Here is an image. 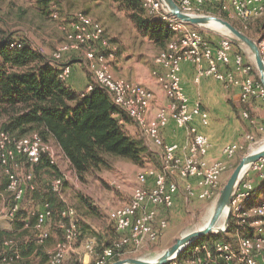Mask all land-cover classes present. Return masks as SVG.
Listing matches in <instances>:
<instances>
[{"label": "built area", "instance_id": "2783aa9c", "mask_svg": "<svg viewBox=\"0 0 264 264\" xmlns=\"http://www.w3.org/2000/svg\"><path fill=\"white\" fill-rule=\"evenodd\" d=\"M176 1L188 13L211 15L212 11L205 9L212 7L218 12L237 17L243 23L264 16V0ZM142 2L151 16L162 19L173 32L167 47L154 59L152 74L164 89L168 102L159 107L153 118L149 117V110L154 93L138 82L113 74L111 66L118 56L117 48L106 35L104 25L90 14L83 11L69 14L67 23L62 26L66 31V42L50 58L60 65L59 76L68 81L73 68L64 61L65 56L72 51L83 50L95 83L110 94L114 103L135 121L161 158L159 169L149 167L137 173L130 202L111 211L110 219L120 237L97 253L95 264H109L115 257L125 256L155 243L168 226L167 219L158 218V209L172 208L181 188L188 200H216L223 187L222 175L232 169L239 153L254 151L257 143L251 134H247V143L233 142L223 147L222 153L226 160H208L212 142L208 135L199 131L196 120L208 125L210 114L203 109L200 101L192 103L187 95L181 77L182 64L190 62L196 66V82L206 76L213 77L228 87L239 89L240 97L245 102L264 100V84L254 77L253 64L242 51L236 49L237 45L229 37L221 35L212 40L201 28L167 13L161 0ZM52 15L57 19L59 12L54 11ZM17 45L18 41L11 43L13 47ZM258 46L264 60V39L258 41ZM93 85L89 83L83 92L91 91ZM242 117L249 119L264 134V122L257 124L247 111L243 112ZM170 121L186 129L189 135L186 145L165 139L164 129ZM43 153L48 155L51 163L57 164L56 152L38 133L13 138L0 128V162L9 176L8 190L13 194V204L6 215L17 221H24L21 216L18 217L21 203L27 190L35 191L36 186L32 182L31 172L21 176L13 169L19 167L23 157L30 164L39 163ZM250 170L259 173L262 181L259 186L247 178ZM64 180V176L55 177L51 182L52 189L59 193ZM257 195L260 196V203L252 205ZM34 214L35 227L39 232L38 242L44 243L50 237L48 225L53 211L50 204L45 202ZM76 214L75 208L71 206H65L62 210L64 218L58 224L62 237L48 252L47 264H61L73 251L80 235ZM231 214L236 216L239 224H249L254 229L251 235H240L238 250L226 241H217L213 246L198 243L192 245L181 259L177 257L168 264H216L219 257L227 264H234L236 260L240 264H264V157L251 164L239 180L231 203ZM2 217L3 210L0 208V219ZM14 243L13 239L4 240L6 247H12ZM85 247L87 252L95 254V239H89ZM14 253L18 258L19 252L15 250Z\"/></svg>", "mask_w": 264, "mask_h": 264}, {"label": "rangeland", "instance_id": "374dc122", "mask_svg": "<svg viewBox=\"0 0 264 264\" xmlns=\"http://www.w3.org/2000/svg\"><path fill=\"white\" fill-rule=\"evenodd\" d=\"M53 9H58L55 10L59 12L57 19L52 16ZM75 11L88 13L104 25L106 35L111 40L112 45L117 48V55H120L127 61L125 64L126 70L130 73H135L141 69L144 73L153 75L152 70L155 56L162 49L151 42L147 37L140 34L126 14L114 8L109 0H52L49 5L48 13H45L43 7L39 5V0H0V29L6 34H15L16 36L23 35L36 48L42 50L44 53L52 55L61 44L66 42V31L62 26L64 23H67L66 20L69 14ZM211 15H217L233 24H238V28L242 32L257 42L264 39V29L259 30L257 24V19L259 17L251 19L252 24L247 25L233 15L222 16V13L218 11L216 13H211ZM235 26L237 27V25ZM201 30L205 35L213 39L220 37L222 32L225 31V28L216 29L211 27V29L202 28ZM236 49L245 54L247 60L253 64L254 77L261 80L260 72L251 50L247 46L241 47L238 45ZM81 51L83 53L82 55L76 53L66 55L64 61L67 63L71 59H74V62H80L82 66H84L80 58L84 59L85 55L84 51ZM93 79L95 80L94 76ZM158 84L164 91L161 84L159 82ZM167 102L168 100L165 101L164 104ZM132 122L135 123L133 120ZM251 126L255 127L254 124H251ZM136 130L140 131L138 126ZM255 139L257 140V143H254L256 150L264 143V134L256 136ZM48 143L56 152V144L52 140ZM150 147L157 152L156 148ZM246 154L247 152L237 158L232 169L222 175L223 185L228 180L231 172L240 159ZM156 162L149 163L143 167L123 158H113L111 159L110 167L97 170L82 179L77 175L70 162H67L64 158H58L57 167L62 172V176L65 177V180L61 191L56 193V203H59L61 207L71 206L75 208L77 212L75 219L81 225V237L76 241L77 246L75 248L77 249L75 250L74 248L61 264H81V260L87 252L85 246L89 239H95L96 246L101 252L107 247V244H105L107 241H111L112 243L120 237V233L117 231L114 222L110 219V213L114 208L130 202L132 191L136 183V175L140 170L149 167L155 169L160 168V154ZM13 170L21 176L28 172L34 174V165L25 162ZM35 177L38 189H46L44 191L48 192L50 189V181L54 175L48 171H41L39 174L35 173ZM8 184L9 181L6 171L0 162V208L3 210V217L0 219V240L10 238L22 240L24 236L30 237L36 242V247L42 249L43 253L46 254L52 249L51 237L44 242L45 244H39L37 242L39 232L36 231L34 226L29 228L19 227L17 220L6 215V212L13 204V194L8 190ZM56 194L54 196H56ZM217 199L212 201L188 200L184 190L181 188V193L176 198L172 208L163 209L160 207L158 209V218H165L168 221V226L161 233L159 239L155 243L122 256L119 259L128 257H141L146 259L156 258L165 249L175 243L177 238L202 228V225L207 220H210ZM45 202L50 203L53 210L54 206L56 207V203H54L53 206L52 202L46 197L41 198L38 197L35 192L32 193L31 191H27L26 197L21 203V212L18 217L21 216L29 222L34 220V218L36 220L34 212L37 210V207L41 208ZM56 220L57 219L53 218L50 222L55 232L58 233V230H56L57 225H54ZM222 221L223 220H220L219 223L221 226L224 222ZM228 227L229 224L227 225V229ZM227 229L225 231H220L218 234L208 235V239L204 241V243L214 244L217 241L226 240L225 238L222 239L217 236L226 232ZM25 240L27 241V238ZM191 246L192 245H190V247ZM188 251L186 253H188ZM2 264L6 263L2 262ZM36 264H47V258L45 263L42 262V260H37ZM234 264L239 263L235 261Z\"/></svg>", "mask_w": 264, "mask_h": 264}, {"label": "trees", "instance_id": "16d2710c", "mask_svg": "<svg viewBox=\"0 0 264 264\" xmlns=\"http://www.w3.org/2000/svg\"><path fill=\"white\" fill-rule=\"evenodd\" d=\"M109 1L114 8L126 14L140 34L162 50L167 47L173 36L172 30L162 19L151 16L143 6L142 0ZM51 2L52 0H39V5L43 7L45 13H48ZM55 10L58 9H53L52 12ZM205 10L217 12L212 7ZM226 15L222 13V16ZM257 20L259 30L264 29V16ZM251 22L252 20L246 24L251 25ZM234 24L239 27L238 24ZM13 41H18L19 45L11 46ZM50 58L51 55L36 48L23 35L6 34L0 29V128L3 131L13 138L38 133L46 143L55 141L82 179L97 170L110 167L113 158H123L143 167L157 161L159 152L151 149L141 131L132 133L126 128L125 123L131 119L114 103L110 94L93 79L90 82L94 84L91 91L84 93L74 90L59 76L60 65ZM25 162L30 164L23 157L21 164ZM30 165H34L32 182L36 186V190L31 192H35L38 197H46L54 206L58 192L52 189L51 182L55 177L62 176V172L57 164L50 162L46 153L42 154L39 163ZM41 171H48L54 175L48 192L44 191L46 189H38L35 182V173L39 174ZM7 177L9 181V176ZM259 203L255 202L252 205ZM50 207L53 211L51 220L57 219L54 225H57V230H60L58 224L64 218L62 210L65 206L61 207L59 203H56L54 210L51 204ZM26 223L25 219L18 221L19 227L34 226L36 229L35 218L28 221V225ZM77 225L80 238L81 225L78 221ZM36 231L38 232L37 229ZM253 231V227L249 224H239L236 216L231 214L227 231L217 237L225 238L224 241L238 250L240 235L248 236ZM60 232L62 233L61 230ZM10 239L15 240L12 247H6L4 240H0L1 263L32 264L33 259L29 257L33 252H36V257L47 255L42 249L36 247V242L30 237L24 236L22 240ZM207 239L208 235L190 245L201 241L204 243ZM110 243L111 241H107L105 244L108 246ZM190 245L179 254V259L191 248ZM15 250L19 252L18 258L14 253ZM97 253L100 251L96 246L95 258L90 264H95ZM119 258L115 257L109 264H113ZM216 264L227 263L219 257Z\"/></svg>", "mask_w": 264, "mask_h": 264}, {"label": "crops", "instance_id": "0c3cea01", "mask_svg": "<svg viewBox=\"0 0 264 264\" xmlns=\"http://www.w3.org/2000/svg\"><path fill=\"white\" fill-rule=\"evenodd\" d=\"M216 39L217 38H213L212 40ZM72 52L79 55L83 54L80 50H75ZM80 59L83 61L84 66H82L80 62H74V59H71L69 62H67L70 63L73 68L72 74L67 83L71 85L74 90L83 92L87 85L91 82V79H93V74L89 68L87 59H85V57L84 59ZM126 62L127 61L124 60L123 57L118 55L117 58L112 62V72L116 77H122L138 82L149 88L154 93V99L149 110V117L153 118L159 107L163 105L168 99L153 75L144 73L141 69L135 73H130L125 69ZM195 74L196 66L194 64L190 62H184L182 64L181 77L187 95L190 97L192 103L197 100L200 101L203 109L207 110L210 114V122L208 125H203L199 119L196 120V125L199 131L208 135L212 142V147L207 158L211 162L216 160H226V157L222 153V149L226 144L233 142L247 143V134H251L254 138L262 134L257 126H251L250 120L244 119L242 114L244 111H247L250 113L251 117L256 120L257 124L263 123L264 100L254 99L246 102L242 101L239 94V89L228 87L221 81L208 76L203 77L200 82H196L194 79ZM125 125L130 132L135 133L137 131V124L133 123L132 120L126 122ZM164 137L167 141H176L182 145H186L189 142V135L186 129L179 127L174 121H170L169 125L164 129ZM53 142L57 146V162L58 158H64L67 160V162H70L65 156L60 145L55 141ZM243 153H245V151L239 153L237 158H239ZM246 176L257 186H259L262 182L259 173L253 170H250ZM194 182H196V180H194ZM27 191L30 190L28 189ZM255 202H260L259 195L253 199L252 204ZM37 209H40V207H37ZM25 220L26 222L28 221L27 219ZM48 227L51 237L49 238L52 241L51 248H53L55 242L62 237V233L60 230H58V233L55 232L51 222H49ZM76 246L77 243H75V247ZM76 249L77 248H75V250ZM46 258L47 255L44 257H36V252H33L29 257V259H33L32 264H36L37 260H42V262L45 263ZM94 258V254L86 252L83 256V259L81 260V264H90ZM236 262L240 264L239 260H236Z\"/></svg>", "mask_w": 264, "mask_h": 264}, {"label": "water", "instance_id": "95a60500", "mask_svg": "<svg viewBox=\"0 0 264 264\" xmlns=\"http://www.w3.org/2000/svg\"><path fill=\"white\" fill-rule=\"evenodd\" d=\"M164 10L177 17L178 19L198 28H210L212 21L220 22L225 28L222 35L229 37L238 46H247L253 53L258 70L260 72V79L264 84V60L261 55V51L258 46V42L253 38L242 32L238 27H236L230 21L210 14H195L185 12L177 3L176 0H161ZM264 157V148L252 151L244 155L234 170L231 172L228 180L223 185L213 214L205 227H202L196 231L190 232L180 238H177L175 243L170 247L165 249L160 255L153 259H146L141 257H128L125 259H119L113 264H168L170 261L174 260L179 256V254L189 245L196 240L210 235L218 234L220 231H225L227 225L229 224V218L231 215V203L235 189L238 185L239 180L243 177L246 170L251 164L258 161L260 158ZM227 212V217L225 220V227L223 229H216L217 224L221 220L222 215ZM2 264V263H0Z\"/></svg>", "mask_w": 264, "mask_h": 264}, {"label": "bare ground", "instance_id": "6f19581e", "mask_svg": "<svg viewBox=\"0 0 264 264\" xmlns=\"http://www.w3.org/2000/svg\"><path fill=\"white\" fill-rule=\"evenodd\" d=\"M211 27H213V28H216V29H222L223 28V26H222V24L220 23V22H217V21H212L211 22ZM262 148H264V143L263 144H261L260 145V148H258V149H262ZM258 149H256V150H258ZM255 150V151H256ZM211 217V216H210ZM226 217H227V212H225L223 215H222V217H221V220H223L222 222H223V225L221 226V225H219V223H220V221H219V223L217 224V228L216 229H223L224 227H225V220H226ZM208 222H209V220H207L203 225H202V227H205L207 224H208Z\"/></svg>", "mask_w": 264, "mask_h": 264}]
</instances>
